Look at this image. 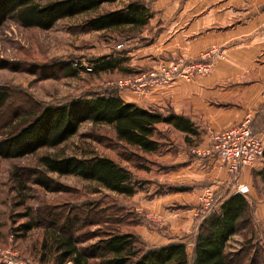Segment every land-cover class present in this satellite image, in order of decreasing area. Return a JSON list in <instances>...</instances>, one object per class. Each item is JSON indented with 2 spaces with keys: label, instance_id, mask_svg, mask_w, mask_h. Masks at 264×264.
<instances>
[{
  "label": "rangeland",
  "instance_id": "1",
  "mask_svg": "<svg viewBox=\"0 0 264 264\" xmlns=\"http://www.w3.org/2000/svg\"><path fill=\"white\" fill-rule=\"evenodd\" d=\"M50 1L53 0H40V3ZM123 2L104 3L96 10L60 19L49 29L23 27L13 19L3 22L0 25V85L8 89L10 96L0 124L11 120L18 111L23 112L26 100L35 105L56 104L95 91L109 92L117 86L123 97H139L141 104L146 101V106L154 105L152 99L142 97L153 88L145 86L138 90L139 84L132 86L133 81L141 76L138 72L157 68L170 59L161 56L164 53L153 51V45L131 55L122 52L125 47L117 43L133 33L129 27L101 31H87L83 27L90 17ZM154 32L147 25L142 43L153 41ZM182 57L188 62L194 61ZM97 58H102L99 63L94 62ZM75 60L80 63L77 67L71 65L76 73L65 75L61 64H72ZM97 64L106 68L99 69ZM86 66L92 69L88 71ZM160 128L157 137L164 139V146L154 154H144L137 147L118 142L109 124L85 121L74 135L57 146L41 147L21 157H0V246L15 250L20 257L36 264H56L54 255L43 246L50 242L46 229L60 228L67 219L72 221L73 228H79L77 234L82 237L88 235L84 232L97 228H114L138 232L150 245L180 239L192 241L202 220L197 214L201 190L209 184H202L196 172H175L179 167L170 168L177 164L175 157L179 151L187 148L176 150L174 143L180 144L181 134L165 125ZM0 132L5 131L0 128ZM201 135L200 131L192 140ZM46 155L107 156L133 172L142 187L133 196H127L76 175L47 173L55 189L48 191L33 182L36 171L44 169L41 157ZM249 177L243 193L248 209L238 230L234 222L244 200L227 202L235 194L230 193L237 185L227 189L225 185L223 189L212 187L216 196L207 215L212 211L221 214L214 241L222 252L232 255L231 264H264V158L260 166L252 168ZM93 221L100 225L90 226ZM49 222L55 223L48 227ZM26 224L32 227L25 230ZM94 241L88 239L82 245ZM188 250L191 252V244ZM0 264L3 263L0 261Z\"/></svg>",
  "mask_w": 264,
  "mask_h": 264
},
{
  "label": "trees",
  "instance_id": "2",
  "mask_svg": "<svg viewBox=\"0 0 264 264\" xmlns=\"http://www.w3.org/2000/svg\"><path fill=\"white\" fill-rule=\"evenodd\" d=\"M114 1L53 0L41 4L40 0H0V25L8 19H13L23 27L49 29L60 19L96 10L103 3ZM152 16V11L144 2L132 0L119 9L90 17L83 23V27L87 31H101L129 26L134 31L118 41L117 44L121 46L136 36L134 28L147 24ZM101 59L97 58L94 62L99 63ZM61 65V68L66 70L65 75L76 73L70 62H63ZM97 68L105 69L106 66L100 65ZM118 87L111 88L109 92L95 91L56 104L35 105L29 100L24 101L23 112L18 111L11 120L0 124L1 130L5 131L0 132V157H21L41 147L57 146L74 135L79 125L85 121L111 125L118 142L137 147L144 154H154L163 148L164 139L157 137L161 125L171 127L181 134L180 144L173 142L176 150L181 147L190 150L201 143V136L195 141L192 140L193 136L197 137L200 131H203L190 117L176 114L172 110L145 108L134 102L124 101L119 95ZM9 96L8 89L0 85V116ZM263 125L264 118L255 116L252 122L253 131L260 134ZM41 162L44 169L36 171L33 182L48 191L55 189L53 180L47 173L76 175L107 190L127 196H133L142 187L133 172L103 155L86 158L46 155L41 157ZM180 166L181 164L177 163L172 164L170 168L177 169ZM237 198L244 200L234 222V228L238 230L240 222L246 217L248 202L244 195L239 193L232 195L227 202H233ZM220 220V213L210 212L201 220L193 240L189 243L179 240L150 245L138 232L114 228H97L89 233L84 232L88 235L82 237V234H77L79 228H73L72 221L67 219L60 228L46 229L50 242L48 245L47 242L43 243V246L54 255L56 264H231L232 255L222 252L214 241ZM54 223L49 222L48 227ZM89 225H100V222L93 221ZM23 227L28 230L32 226L26 224ZM88 239L95 241L82 245ZM190 244L191 252L188 250Z\"/></svg>",
  "mask_w": 264,
  "mask_h": 264
},
{
  "label": "crops",
  "instance_id": "3",
  "mask_svg": "<svg viewBox=\"0 0 264 264\" xmlns=\"http://www.w3.org/2000/svg\"><path fill=\"white\" fill-rule=\"evenodd\" d=\"M123 1L110 10L119 9L132 0ZM140 1L149 7L153 16L147 24L134 28L136 36L121 44L126 55L150 45L157 54L164 53L161 56L166 59L182 55L200 60L211 48L217 51L210 54L213 62L208 74L197 75L190 81L174 79L153 87L148 95L142 96L152 99L154 105L146 106V101L141 104L139 97H123L120 91L124 101L190 117L203 131L200 145L210 141V131L233 126L247 114L252 115L253 120L255 116L264 118V0ZM147 25L155 30L153 41L142 43ZM260 134L263 138L264 125ZM175 161L181 164L175 172H196L202 184L220 189L236 184L243 188L230 194H243L252 168L262 164L261 159L253 166L242 168L235 183L219 158L198 157L184 149L179 151Z\"/></svg>",
  "mask_w": 264,
  "mask_h": 264
},
{
  "label": "built area",
  "instance_id": "4",
  "mask_svg": "<svg viewBox=\"0 0 264 264\" xmlns=\"http://www.w3.org/2000/svg\"><path fill=\"white\" fill-rule=\"evenodd\" d=\"M120 46V45H118ZM211 52L204 54L200 60L192 62L186 61L182 56H173L169 61L152 68L140 74L133 81L132 86L138 83V90L141 87L163 86L171 80L182 79L192 80L197 75L208 74L212 68V54L216 52L213 47ZM78 61L72 63L73 67L79 66ZM90 71L92 68L86 66ZM128 84V82H126ZM253 116L247 114L237 124L220 130L218 132L210 131V141L206 144L196 145L190 149V153L198 157H216L226 166L231 181L236 182L240 171L244 167L253 166L261 160L264 153V140L262 135L255 133L252 128ZM243 191L240 185H237L235 192ZM214 190L211 186H205L201 190L200 208L197 211L198 217L202 219L207 216V212L214 203ZM0 261L3 264H36L29 258L20 257L15 250L0 246Z\"/></svg>",
  "mask_w": 264,
  "mask_h": 264
}]
</instances>
